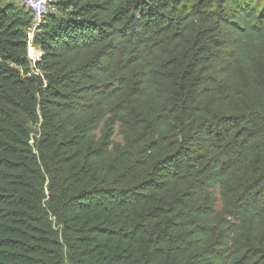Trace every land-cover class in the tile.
I'll return each mask as SVG.
<instances>
[{"label":"trees","instance_id":"obj_1","mask_svg":"<svg viewBox=\"0 0 264 264\" xmlns=\"http://www.w3.org/2000/svg\"><path fill=\"white\" fill-rule=\"evenodd\" d=\"M52 3L31 63L0 0V264H264V0Z\"/></svg>","mask_w":264,"mask_h":264},{"label":"built area","instance_id":"obj_2","mask_svg":"<svg viewBox=\"0 0 264 264\" xmlns=\"http://www.w3.org/2000/svg\"><path fill=\"white\" fill-rule=\"evenodd\" d=\"M21 2L25 8L30 10L34 24L39 23L45 14V9L47 6L46 0H21ZM33 32H34V29L27 34L28 35L27 37L28 50H29L28 58L31 63H34L40 57V50L33 46V42H32ZM33 47H34L33 50H35L36 52V56L33 53H31V50Z\"/></svg>","mask_w":264,"mask_h":264},{"label":"rangeland","instance_id":"obj_3","mask_svg":"<svg viewBox=\"0 0 264 264\" xmlns=\"http://www.w3.org/2000/svg\"><path fill=\"white\" fill-rule=\"evenodd\" d=\"M3 2H12L13 4H15L18 8H23L25 11H27V8H25L21 2V0H3ZM47 2V6H46V9H45V14H48V13H53V12H56V9L55 7L53 6V3H52V0H46ZM32 21H33V18H32ZM33 25L32 27L28 30V33L31 32L33 29L35 30V27L38 23L34 24V21L32 22ZM28 37V35H27ZM34 47L32 48L31 50V53H33L35 56H36V52L35 50H33ZM29 52V50H28ZM29 54V53H28ZM97 133V132H96ZM113 140L115 141H121V136L120 134L118 133V127L115 126L114 128V135H113ZM220 207V202H219V199L217 198V201H216V208H219Z\"/></svg>","mask_w":264,"mask_h":264}]
</instances>
